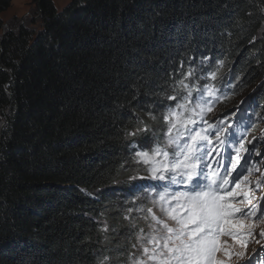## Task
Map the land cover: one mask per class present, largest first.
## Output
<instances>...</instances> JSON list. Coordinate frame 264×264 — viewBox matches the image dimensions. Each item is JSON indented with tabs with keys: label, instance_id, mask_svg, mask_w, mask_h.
<instances>
[{
	"label": "trees",
	"instance_id": "obj_1",
	"mask_svg": "<svg viewBox=\"0 0 264 264\" xmlns=\"http://www.w3.org/2000/svg\"><path fill=\"white\" fill-rule=\"evenodd\" d=\"M31 1L41 29L0 36V264H130L136 149L163 147L180 80L208 68L242 100L263 79L264 0Z\"/></svg>",
	"mask_w": 264,
	"mask_h": 264
},
{
	"label": "snow or ice",
	"instance_id": "obj_2",
	"mask_svg": "<svg viewBox=\"0 0 264 264\" xmlns=\"http://www.w3.org/2000/svg\"><path fill=\"white\" fill-rule=\"evenodd\" d=\"M191 75L192 71L189 70L187 76ZM179 83L187 90V95L175 107H168L161 116L167 125L163 147L155 143L151 153L140 150L135 156L139 158L138 162L150 165L154 179H167L170 185H179L186 190L169 192L165 187L158 193V201L153 203L158 204L159 211L166 219L157 217L152 208L147 209L153 223L149 225L150 231L147 234L143 229L136 233L138 245L132 244L131 247L135 249L139 246L141 257L133 260L132 264H226L224 260L217 259V253L222 248L221 235L227 232L236 239L237 232L232 230L243 227V218L251 216L264 219V207L259 204L251 205L249 200L251 206L242 209L233 203L238 196L243 195L247 199V195L237 190L241 188L246 174L252 170V155H258L255 145L251 150L244 149V137L237 138L235 132L229 133L226 140L221 139L224 129L204 119L205 113L212 111V100L215 98L213 88L199 89L200 95L194 101L193 88L185 84L183 79ZM168 99L175 100L176 97L169 96ZM149 115L152 120L157 119L155 115ZM140 123L142 127H137L127 135L134 137L141 132H149V126L143 121ZM201 123L205 127L197 128ZM213 137L218 145L224 146L228 161L226 166L217 162L215 169L211 159L216 147L213 145ZM169 147L173 149L171 158ZM242 149L248 153L243 164L240 163L239 155ZM233 171L235 176L232 175ZM168 221L173 222L174 226ZM103 230L107 231L106 225ZM247 235L239 232L240 237L246 238ZM260 235L264 237V232ZM233 254L225 251L227 257ZM108 260L109 257L105 256L100 264H107ZM262 261L264 247L250 259L249 264H262Z\"/></svg>",
	"mask_w": 264,
	"mask_h": 264
},
{
	"label": "rangeland",
	"instance_id": "obj_3",
	"mask_svg": "<svg viewBox=\"0 0 264 264\" xmlns=\"http://www.w3.org/2000/svg\"><path fill=\"white\" fill-rule=\"evenodd\" d=\"M54 1L58 8H63L67 4H69L71 0H54ZM3 17L5 20V25H4L3 31H1L0 33V36H2L3 33L6 32V30L17 29L21 25L30 27L36 32L41 29L37 6L31 0H13L10 8L4 13ZM256 65L257 63H255V67L258 69V72L262 73L263 69L261 67H257ZM223 66L225 70L226 69L229 70L228 65L226 63L225 64L223 63ZM213 74H215V72L207 68V70L206 69L204 70V73L199 75V78L196 82L194 81L191 82V80H187L185 82V84L193 88L192 97L194 101L200 95L198 91L199 89L201 88L207 89L208 87H211L215 90V98H213V101H212V104L214 103L212 107V111L206 112L204 116V119H206L209 124H217V121H219L220 123H224L227 121L226 119L228 118V116L225 118H223V116L228 114V112L231 109L225 110L223 109V106L226 101H230L232 99L236 100L237 104L232 108L233 112L230 113L231 114L230 117H233L235 113L241 116L243 110L246 109L247 103L250 101V99L254 98V96H251V95H253L257 91V89L264 84V77L259 82H256V83L253 82L252 83L253 88L249 87L247 97L240 100L239 96L243 95V91L238 89V87L234 88L233 86H231L229 89H226V88L220 89L214 85L209 84L207 80H210V77L213 76ZM192 75H194V73H192ZM203 75H205L204 78L206 79L204 80L203 85L200 86V84L202 83V80L204 79V78L203 79L201 78L203 77ZM215 77H217L216 74H215ZM185 95H187V90L182 89V94H180V96L172 102V103H175L172 107H175L177 102H182L181 98ZM225 96L227 97L226 99H225ZM205 98H207L206 91H205ZM239 107L241 108L240 110H238ZM165 112H166V109H165ZM253 113L255 116L257 115L259 116L260 114L264 115V105H261L260 110H253ZM185 115H188V114L185 113ZM243 115L245 119L243 121L237 122L236 124L232 123L231 126L234 125L232 128L241 127L242 124L245 123L246 121L248 122L250 118H254L249 113V111L244 112ZM166 127L167 125L165 124V127L163 129L166 130ZM242 129H244V131H247V132L245 133H241L237 131H234V132L237 134V138L241 136L244 137V141H243L244 149L250 146L254 142V140L257 139L258 143L256 145L254 144L255 149L258 147L264 150V116H261V118L258 120L256 128L242 127ZM229 133H231V131H229ZM163 135L164 133H162V138H163ZM223 135L224 133L221 134V139H226L223 137ZM152 147L153 145H149L145 149L137 148L136 152L140 150H147L151 153ZM171 149H172L171 147L168 148V151L170 153V158H171V153H172ZM255 152L258 153V155L257 154L252 155V164H253L252 170L246 174V179L242 183L241 188L237 190L238 192H241L247 195V199H244V196L242 195V196L236 197V199L233 200V203L238 208L245 209V208L250 207L251 205H257V204H259L261 207H264V201H262L264 199V151L263 153H260L259 151H255ZM135 153H134V161L132 160L133 163L138 164L137 165L138 169L145 172L146 173L145 176L153 178L152 173L150 171V165L144 164L142 162H138L139 158L135 156ZM247 155L248 153L245 152V157ZM211 159H212V167L213 169H215L216 167L215 158L211 157ZM224 159L227 160L226 155L224 156ZM226 165H227V162H226ZM235 174H236L235 171H233L232 175L235 176ZM134 176H135V179L141 178L139 175L138 177H136L137 175L134 174ZM258 183H259V186H261L260 189L256 187ZM136 188L137 190H140L138 186ZM173 191H176V190L175 189L171 190V192ZM139 192H141V190ZM144 192L146 193L143 195V198H140L139 196H136L134 198V195L132 196V199H133L132 201L133 212L132 213L135 214L134 218H139V215H140L139 212L143 213L148 208H152L153 213H155L157 217H160L161 219H166V217H164V215L159 211L158 204L153 203V201H158V194H155L154 190H152L151 188L147 190H143L142 193ZM138 200H141L140 204L137 203ZM249 200H251V205L248 203ZM146 216L148 217V219H145ZM140 222L143 225L142 228L144 230V233L147 234L150 231L149 225L153 223V221L151 220V214L147 212L145 215L144 214L141 215ZM168 222L171 226H174L173 222L171 221H168ZM242 223H243V229L245 233L248 234L247 239L249 236H251L250 237L251 244L247 245V247H244L242 243H238L237 241L226 240L227 247L234 248L239 253H243V255H236V257L232 261L228 259H224L226 264L242 263L241 261L243 259L250 258L253 254H256L257 252H259L260 249L264 245V237L260 235L262 232H264V219H258V218L249 216V217L243 218ZM157 227H159V225H157ZM137 232L138 231H135L134 233H137ZM137 245H138V241H137ZM135 252L137 253V256H139L138 258H140L141 251L139 249V246L136 248ZM132 261L133 259L131 260L130 264H132Z\"/></svg>",
	"mask_w": 264,
	"mask_h": 264
},
{
	"label": "bare ground",
	"instance_id": "obj_4",
	"mask_svg": "<svg viewBox=\"0 0 264 264\" xmlns=\"http://www.w3.org/2000/svg\"><path fill=\"white\" fill-rule=\"evenodd\" d=\"M227 97L225 96V99H226ZM213 101V100H212ZM214 104V103H213ZM241 108L239 107V109L238 110H240ZM251 110L253 111L254 109L253 108H251ZM231 112H233V110L231 109L229 112H228V114H226L225 116H223V118H225V117H227L228 116V118L226 119L227 121H226V123H227V125H231L232 123H234V124H236L237 122H240V121H243L244 119L242 118V117H240L238 114H236L235 113V115L234 116H237L238 117V120L236 121L235 120V118H234V116L233 117H230L231 116ZM224 115V114H223ZM247 117V116H246ZM261 117H254V118H250L249 119V121L247 122H245V123H243L242 124V126L241 127H234V128H231V127H228V128H230V130L229 131H231V132H234V131H237V132H241V133H245V132H247V131H244V129H242V127H248V128H256V126H257V123H258V120L260 119ZM234 126V125H233ZM253 145H254V143H252L250 146H248V147H246L245 149H248V150H251V149H253ZM245 152L246 151H244L243 149L240 151V153H239V155H240V163L241 164H243V160H244V158H245ZM243 155V156H242ZM138 164H135V166H136V169L134 170V174L135 175H137L136 177H138V175L141 177V178H138V179H135V181L139 184L138 185V187L140 188V190H141V192H139L140 190H137V188H134V196H139L140 198H143V195L147 192H144V193H142L143 192V190H147L148 188H149V186H150V182L152 181V180H154V178H150V177H148V176H145L146 175V173L145 172H143V171H141L140 169H138V166H137ZM140 172H142V173H140ZM254 175H255V173H254ZM154 184V187H155V185H156V182L154 181L153 182ZM257 187V186H256ZM259 189L261 188V186H259L258 187ZM152 190L154 189V188H151ZM139 198V199H140ZM263 247H264V245H263ZM258 253V252H257ZM255 255V254H254ZM262 263H263V261H262ZM238 264H242V263H238Z\"/></svg>",
	"mask_w": 264,
	"mask_h": 264
}]
</instances>
